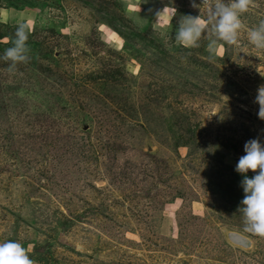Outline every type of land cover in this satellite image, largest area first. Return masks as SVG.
Here are the masks:
<instances>
[{"label": "rangeland", "instance_id": "obj_1", "mask_svg": "<svg viewBox=\"0 0 264 264\" xmlns=\"http://www.w3.org/2000/svg\"><path fill=\"white\" fill-rule=\"evenodd\" d=\"M0 264H264V0H0Z\"/></svg>", "mask_w": 264, "mask_h": 264}]
</instances>
